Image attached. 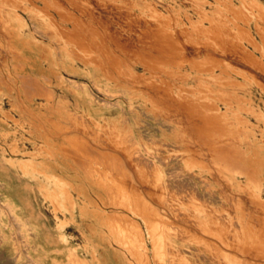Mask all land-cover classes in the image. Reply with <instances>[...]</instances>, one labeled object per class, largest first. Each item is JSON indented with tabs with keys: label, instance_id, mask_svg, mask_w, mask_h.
<instances>
[{
	"label": "bare ground",
	"instance_id": "6f19581e",
	"mask_svg": "<svg viewBox=\"0 0 264 264\" xmlns=\"http://www.w3.org/2000/svg\"><path fill=\"white\" fill-rule=\"evenodd\" d=\"M4 1L0 0L1 8ZM23 1L36 11L40 22L47 24V39L51 37L59 42H35L22 34L23 22L18 18L13 26L0 19V85L10 94L14 88L17 90L16 100L10 98L8 101L10 108L19 109L30 125L42 132L47 145L54 134L63 138L57 147L41 146L38 151L44 149L47 154L71 157L81 169L98 176L109 200L135 201L134 204L142 201V207L133 204L138 207L134 213L142 216L148 228L154 258L161 247L163 250L171 247L163 234L172 221L159 206L164 210L165 202H177L176 194L170 195L173 191L169 195L165 192L167 186H174L179 188L178 192L175 189L179 194V206L173 204L177 208H171L174 214H179V240L182 242L179 264H264V197L256 191L264 186V139L259 142L256 137V128L264 133V112L256 108L251 96L252 88L264 94V6L258 0H239L238 4L232 0H181L180 9L185 8L182 20L178 13L170 11L172 4L163 0H41L40 7L36 0H7V4L19 6ZM174 1L178 2L179 10V0ZM158 4L168 13L161 12ZM143 8L149 10L148 15L143 13ZM186 8L197 15L196 19ZM35 28L38 34L42 33L37 26ZM17 40L19 43L14 42ZM24 50L30 54L25 55ZM62 70L71 75H99L105 84V90L101 91L103 97L92 93V98L103 107L119 109V117L100 123L69 109L65 94H57L51 88L49 75L53 76L58 88L66 87ZM36 74L38 77L34 76ZM69 80L74 87L72 92H85L82 83ZM118 96L129 107L127 111L118 99L115 100ZM38 99L41 100L37 103L40 110L34 112L31 106ZM87 103L89 106L90 102ZM244 113L261 124L251 123ZM148 120L157 126L154 128L162 135L160 139L141 138L143 141L134 136L131 127L141 129ZM143 147L150 152L167 153L155 156L165 170L166 158H176L188 169L197 166L199 173L191 172V176H187L183 172L166 170L173 180L167 183L166 179L163 183L160 164L148 158L141 159ZM30 163L19 162L24 167ZM235 175L245 177V184ZM211 179L222 186L221 193L212 191ZM227 186L228 189L235 186L240 193L228 190ZM67 190L63 187L50 195L55 207H60V202L72 205ZM143 201L152 206L146 208ZM127 204L123 206L128 207ZM180 206H191L194 210L188 208L187 211ZM0 208L8 212L7 205L0 203ZM106 222L113 227L121 247L139 244L145 251L144 234L138 222L116 211L107 213ZM174 227L168 225V232L173 229L171 233H174ZM203 233H211L216 239ZM110 234L113 233L110 231ZM14 236L19 252L26 255L23 238L20 234ZM161 239L167 245L161 246L164 243ZM161 252L159 256L162 257ZM1 253L0 259L3 258ZM137 253L140 251L134 253L135 257ZM93 256L95 258L94 253ZM28 259L31 264L32 258ZM69 259V262L85 263L74 252H70ZM6 263L16 264L12 259Z\"/></svg>",
	"mask_w": 264,
	"mask_h": 264
},
{
	"label": "rangeland",
	"instance_id": "374dc122",
	"mask_svg": "<svg viewBox=\"0 0 264 264\" xmlns=\"http://www.w3.org/2000/svg\"><path fill=\"white\" fill-rule=\"evenodd\" d=\"M163 1L171 3L172 8L170 11L173 14L178 13L180 18L182 20L184 19L183 17H184V9L185 8L182 7L181 8L182 10L180 9L181 0H179V10L177 8L178 2H175L174 0H163ZM211 1L213 2V0H211ZM258 1L262 4V6H264V0H258ZM232 2L234 4H238L239 0H232ZM3 3L4 4L2 5V8L0 7V19L1 20L5 21L7 23L11 22L10 25L13 26L17 22L15 20V18H18L20 21L23 22V27H22L23 29L21 28V32L24 36H28L32 40H34L35 42H39V43H42V42L51 43V41L53 43L54 42L59 43L54 38L50 37V40L47 39V35H45L48 31L47 24L45 22H43V23L40 22V19H39L40 16H38V14H36V11L29 9V7H27L29 4L28 2L23 1V3H20L19 6L18 5L12 6L10 4H7V0L4 1ZM35 3L38 7L43 5V1H41V0H36ZM20 6L22 7L21 9H20ZM158 6H159V9L161 12H163L164 14L168 13L165 8L161 7L159 4H158ZM15 7H17V8H15ZM22 9L24 12L22 11ZM142 10H143V13L145 15H148L147 13H149V10H147L146 8H143ZM177 10H178V12H177ZM186 10L188 13L192 14L193 18L196 19L197 15L194 14L190 8H186ZM51 11H52V14L57 17L56 11L53 9ZM206 24H207V22H206ZM35 26H37L39 28V30L42 31L41 34H43L46 37H43V35L38 34L36 32ZM26 31H27V33H26ZM14 42L19 43L18 40L14 41ZM24 54L29 55L30 53L25 51ZM59 56L62 57L63 55H59ZM30 62H33V61L30 60ZM10 64L11 63H9V65ZM137 68L139 71H141L140 67H137ZM25 69L27 70L28 67L25 66ZM61 74L66 80V83H65L66 87H64L63 89L60 87L58 88L57 85L55 84L56 81L53 78V76L49 75L52 77L51 79H52L53 85L51 84V88L53 90H55L57 94H63V93L65 94L64 95L65 98L66 99L68 98L67 100H68V108L69 109H71V110L73 109L72 111H77L79 113H84L86 116H89L90 118L97 120L100 123H103L105 121L110 122L113 119H116L119 117V115L121 114L119 109L118 110H116V109L112 110L108 107H103V106H101V103L97 102L96 100H94L92 98V93H95L97 95L99 94L98 96L103 97L101 91L105 90V88H104L105 84L99 75H84L83 76V74H80V73L78 75H71L68 71L65 72V70H62ZM13 76L17 78V75H13ZM34 76L38 77L37 74ZM66 76H68V77H66ZM68 78L73 79V80H69ZM68 80L72 81V82L82 83L83 86L85 87V92H82L79 90H75L72 92L71 88L74 89V87H73V85H71L68 82ZM1 88H2V90H1ZM97 88L100 91H98ZM14 90H15V92H14ZM16 92H17V90L14 88L12 94H10L5 90V87L0 85V117L2 116L0 118V203L3 204L4 206L7 205V208H8L7 209L8 212H6V210L4 211L0 208V253L2 252L1 254L3 256V258L0 259V264H4V262H7V260H10V259L14 260V262L16 264H22V263L23 264H30L29 262H27V261H29V259H28L29 257L32 258V261H33L31 264H69L70 262H71V264H73V263L78 264V263L73 262V261L69 262V260H71V259H69L70 252H74L81 260H83V262H85L84 264H147L148 261H149L148 264H154L155 262L158 263L159 260L160 261L158 264H171V263L172 264H179V253H178L179 252V244L180 243L182 244V242H180V240H179V230H178L179 214H177V213L174 214V212L171 210V208L172 209L177 208L176 206L175 207L173 206L175 200H173V202L172 201L171 202L170 201L165 202L166 205L168 203H170V205L169 204H168L169 206L164 205V210L161 208V207H163L162 205L159 206L160 211L162 213L166 212L165 214H167V218L170 217L169 220L172 221L171 225L168 224L169 228L170 227L173 228L174 226L175 227H174V233H171L173 231V229L172 230L169 229L171 231L168 232V225L166 226L167 228H165L166 233L168 232V234L171 237L169 235H167L166 233H164L163 235H165L166 237L164 236V238H163V236H161V234L159 236L156 233L159 236V238L166 239L165 241L171 247L169 248L168 246H166L167 250H166V248H165V250H163L164 247H161V246H165L167 244H165V241L161 239V241H163L164 243L161 244L160 247L163 250V252L164 251H167V252L166 253L164 252V254H163V252H161V249L159 248L160 252L162 253L161 254L162 257L159 256L160 252H158L159 250L157 249L158 250L157 252L159 254H155L157 257L154 258L155 257L154 256V249L152 248L153 243L151 242L152 238L148 232V228H147V226H145V222H144V220H142L143 218L141 219L142 216L141 215L136 216V214H138V213H136V212L134 213V210L136 211V209L142 205L141 204L142 201H138L135 204H134L135 201H129L130 203L127 202L128 204H132L133 207H134V205H139L138 207L137 206L134 207L135 208L134 209L132 206H129L126 203V201L121 202V201L109 200L106 198L107 195H106V192L104 191L105 189L103 188L101 181L98 178V176L89 174V172L87 173L86 170L81 169L80 166L75 164V161L71 157L64 156L62 154L60 155V153H55V155H53L54 153H52V155L47 154L44 151V149L41 152L38 151V148H40L41 146H45V147L48 146V147H54V148L57 147L63 141V138L61 136L55 135L54 134L55 132L53 131L54 138L52 136V138L49 139L48 145H47V141L45 142L43 135L41 136L42 132L38 131L35 127H32L30 125L29 121L27 120V117H24L22 112L19 109L10 108L8 101L10 98H11V100H16V98H15V97H17ZM71 92H72V94H71ZM74 93L76 96L73 95ZM251 93H252L251 96L253 99V103L256 106V108L264 112V104H263L264 103V94H262L258 90H255V89L253 90V88L251 89ZM10 95L12 97H10ZM70 96H72V97H70ZM115 96H117V95L115 94ZM118 97H116L115 100L118 99L117 100L118 103L124 107L125 111H127L129 109V107L125 104L124 100H121V98L120 97L118 98ZM12 98H14V99H12ZM82 98L84 100H82ZM39 101H41V100L40 99H38L37 101L34 100V103L31 106V109H33L32 111L37 112V110L39 109L38 108L39 106H37V103ZM82 101H84V102H82ZM77 102H79V103H77ZM87 102L88 103L90 102L89 106L86 105ZM76 103H77V105L79 104L77 108L75 106ZM137 103L143 105L142 102L138 101ZM70 105H71V107H70ZM81 106H82V108H81ZM100 107L103 109L102 111L99 110ZM90 108H91V110H90ZM6 110H8L7 114L8 113L10 115L12 114L11 116H13V117H10L9 115L7 116V114L5 115L4 113ZM42 110L44 111V109H42ZM82 111H84V112H82ZM108 112H109V114H107ZM20 114H22V116H20ZM3 115H5L6 117ZM244 115L247 116V119L251 123H255V125H256V123L258 125L261 124L256 120L255 117H252V115L246 114V113H244ZM108 117H110V118H108ZM21 122H22V124L20 125L19 123H21ZM26 122H28V123H26ZM143 126H144V128L145 127L146 128L144 129ZM143 126L141 129H138L137 126L131 127V128H133L134 136L138 140L160 139L162 137V135L157 131V129H155L157 126L153 125L152 121L148 120L146 124H143ZM47 128L51 129L50 126H47ZM147 128H148V130H147ZM256 129H257L256 130L257 141L261 142V141H263L262 139H264V133L262 134L259 132L258 128H256ZM15 131H16V133H15ZM8 132H9V134L7 135ZM141 132H143V134ZM31 133H33V134H31ZM157 133H159V134H157ZM155 134H157V135H155ZM39 135H40V137H39ZM140 135H142L143 137L142 136L140 137ZM141 138H143V139H141ZM55 141H57V142H55ZM14 144L16 145V148L14 147L15 149L13 148V146H15ZM39 144H40V146H39ZM12 148L14 149V151ZM10 149H11L12 153H11ZM149 150H150L149 148L144 150V147H143V152H142L143 158H141V159L144 161L147 158L150 160H154L158 166L160 164V167H162L161 163L156 160L155 156L157 154L160 156H166L167 153H165V152H163V153L158 152L157 153L154 151L150 152ZM27 152H29V153L27 154ZM35 154H38V155H35ZM52 156H54V157L51 158ZM166 159H167V160H165L167 162L166 170L176 171V172H178V174H179V172L180 173L183 172L184 174H188L187 176H191V172L199 173V168L197 166L188 169V167L186 168V166L184 165V163L182 161H180V159H176V158H171V159L166 158ZM173 159H175V160H173ZM23 160H25V161H23ZM26 161H30L31 162L30 165L24 167L23 165L21 166L19 164V162H26ZM179 161H180V163H179ZM31 164H32L33 168L31 167ZM29 166L31 167V169ZM34 166H36V167L34 168ZM45 166H47V168ZM27 168H28V170H27ZM164 168L165 167L163 166L162 170H161L163 175L165 173V175L164 176L162 175V178H161L163 183H165L166 179H167L166 180L167 183L172 182V180H173L172 177L169 175V172H167ZM176 168H178V169H176ZM38 169H40V170H38ZM179 169H181V170H179ZM24 172H26V173H24ZM146 172L148 174H150V172L147 169H146ZM203 174L207 177L206 172H204ZM167 175L170 177H168ZM263 175H264V173H263ZM90 176H92V177H90ZM51 177H53V178H51ZM82 177H84V178H82ZM234 177H237V179H239L243 184H245V179H246L245 177L240 176V175H235ZM59 178H60L61 182H58ZM208 178L210 179L209 176H208ZM150 179H151V176H150ZM64 180H65V182H64ZM74 180H75V182H74ZM71 182H72L73 186L71 185ZM216 183H217L216 181L214 183V181L211 179V185L214 187V189L212 188V191L216 194H219V193H221V191H219V189H221L220 187H222V186H220L219 184L217 185ZM63 187L65 189L69 190V191L67 190V192H69L68 193L69 196L71 195L70 198H72L71 200H73V203H72V205L68 204L65 206L63 204V202H60V207H55L54 206L55 202L50 198V195L53 193V191H55V190L60 191V189ZM168 187L169 186H167V188ZM156 188H158V187H156ZM167 188H165V192L168 195H169V192L171 193V191H173L172 192L173 194H170L171 196L172 195L175 196V194H176V197H174V198L177 199V202L174 205L177 204V206H179V201H178L179 196H177L179 194L176 193V191L177 192L179 191V188L172 186V187L168 188V189H170L169 191ZM175 189H176V191H175ZM227 189H228V186H227ZM228 190H231L234 193L235 192L240 193V191L235 186L229 187ZM231 191L229 193H231ZM256 191H257V194L259 193V196L261 198L264 197V186H262V188L259 189V191H258V189ZM98 195H100V196L98 197ZM101 195H104V197L103 196L101 197ZM111 201H114L115 202L114 204H116V205H114ZM88 202H89V204H88ZM119 202H121V203H119ZM123 202L125 205L127 204L128 207H124L123 206L124 204H122ZM143 202L147 205V207H146V205L143 203V206H145L146 208H150L152 206V205H149V203H147L146 201H143ZM97 203H98V207H97ZM106 203H107V205H106ZM171 203H172V205H171ZM111 204H113L114 207L110 206ZM119 205H120V207H119ZM66 207H68V208L70 207V208L67 210ZM76 207H78V208H76ZM82 207H84V208H82ZM86 207H89V208H86ZM182 207L183 206H180V208H182ZM190 207L191 206L183 207L182 209L188 211V208H189L192 210L193 208L192 207L190 208ZM81 208H82V211L80 210ZM123 208H125V209H123ZM165 208H166V210H165ZM94 209L96 211H93ZM114 209H116V210H114ZM70 210H71V212H70ZM113 211L122 212V213L126 214L130 218V220L138 222L141 225L142 235L144 234V236H142V238L144 239L143 243L145 246V251H144V248L139 244H137L136 246L138 247V245H139V247L141 246L140 248L139 247L137 248L135 246L134 247L124 246V248H123V246L122 247L120 246V242H119V240H117L118 238L115 234L116 232H113L112 231L113 227L111 226V224L108 225V222H106L107 213H111ZM128 211H130V212H128ZM10 212H11V214H10ZM70 213L71 214L74 213L73 216ZM64 214H66V215L64 216ZM100 215H103V218L100 217ZM55 216L56 217L58 216V217L56 218ZM79 216H81V217L79 218ZM14 218H15V220H14ZM11 219H12V221H11ZM56 219H59L60 221L56 220ZM64 219H66V220H64ZM173 222H175V223H173ZM18 224H20V225H18ZM172 224H174V225L172 226ZM176 225H177V229H176ZM15 227H17V228H15ZM109 230L111 231V233L114 234V235L112 234L113 236L110 234ZM16 234H20V236L23 238V240L26 244V248L28 251V253L26 255L21 254V252H19V247H17V246H19V245H17V240H16V238H13V236ZM203 234H205V233H203ZM147 235H148V237H147ZM205 235L210 237V239H211V237L214 240L216 239L211 233H208ZM25 238H26V240H25ZM168 238L169 239L171 238L172 241L167 240ZM173 240H174V242H173ZM168 241H170V243H168ZM117 242H119V243H117ZM159 242H160V239H159ZM184 243L185 242H183V244ZM109 245H111L113 247V249ZM173 246H174V248L175 247L176 248L174 249ZM115 248L117 249L118 252L116 251ZM129 248H131V249L128 250ZM177 248H178V250H176ZM108 249L110 251H108ZM132 249H133V251H132ZM127 250L129 251V253ZM113 251H114V253H113ZM135 251L136 252L140 251V253L136 254L137 259H136L135 254H134V253H136ZM168 251H170V252H168ZM93 253L95 255V258H94V256L92 257ZM116 253H117V255H116ZM144 253H145V257H144ZM124 254L126 257H124ZM141 254H143V255H141ZM171 254H172V256L169 257ZM164 256L167 259H165ZM166 256H168V257H166ZM116 257H119V258H116ZM126 259L129 260L130 263ZM120 261H122V263Z\"/></svg>",
	"mask_w": 264,
	"mask_h": 264
}]
</instances>
